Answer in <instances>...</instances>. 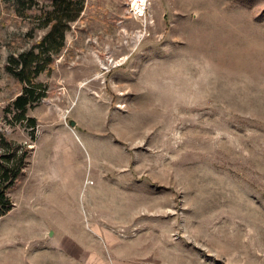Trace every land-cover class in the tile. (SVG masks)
<instances>
[{"label":"rangeland","instance_id":"obj_1","mask_svg":"<svg viewBox=\"0 0 264 264\" xmlns=\"http://www.w3.org/2000/svg\"><path fill=\"white\" fill-rule=\"evenodd\" d=\"M5 9L0 133L28 157L0 264H264V0H85L24 121L5 66L47 29ZM49 158L76 181L30 198Z\"/></svg>","mask_w":264,"mask_h":264},{"label":"trees","instance_id":"obj_2","mask_svg":"<svg viewBox=\"0 0 264 264\" xmlns=\"http://www.w3.org/2000/svg\"><path fill=\"white\" fill-rule=\"evenodd\" d=\"M85 0H50L49 8L40 6L37 0H0L5 4V11L11 15L26 18L27 13L36 10L37 21L46 28L45 34L28 49L10 57L11 65L5 69L20 85L21 92L11 103L16 118L24 121L27 108L44 96V90L36 82V78L51 70L53 59L64 48L65 32L68 23L74 22L82 12ZM34 128L35 121L27 119ZM19 146H13L0 133V217L5 216L12 209V202L8 197L18 179L24 175L28 151Z\"/></svg>","mask_w":264,"mask_h":264},{"label":"crops","instance_id":"obj_3","mask_svg":"<svg viewBox=\"0 0 264 264\" xmlns=\"http://www.w3.org/2000/svg\"><path fill=\"white\" fill-rule=\"evenodd\" d=\"M51 160L52 159L49 158L48 160H46L47 161L46 165H40V168L41 169L43 168L45 170L43 172V174L31 175L28 178V180H34V181H28L29 185H32V184L34 185V187L31 190V191H33V194H30L31 195L30 198L34 197V190H36L34 188H37V189H38V187L40 188L41 186H43L45 184V182L47 180H56V181H61V182H68V181L75 182L76 181V177H75L74 171H72V170H69V172L65 173V174H68V177H66V178H62L61 176H59L60 173H61V170H63L64 168L60 169V172L55 171L54 170V166H53V162ZM67 165L64 166V167H69V163H67ZM28 184L26 183V185H28ZM26 195H28V197L30 196L28 193L27 194L25 193V196ZM30 198H28V200Z\"/></svg>","mask_w":264,"mask_h":264},{"label":"water","instance_id":"obj_4","mask_svg":"<svg viewBox=\"0 0 264 264\" xmlns=\"http://www.w3.org/2000/svg\"><path fill=\"white\" fill-rule=\"evenodd\" d=\"M69 127H74V122L72 120H68ZM51 235V233H49Z\"/></svg>","mask_w":264,"mask_h":264},{"label":"bare ground","instance_id":"obj_5","mask_svg":"<svg viewBox=\"0 0 264 264\" xmlns=\"http://www.w3.org/2000/svg\"><path fill=\"white\" fill-rule=\"evenodd\" d=\"M137 2H138V0H137ZM138 10L140 11V10H141V8H140V7H138Z\"/></svg>","mask_w":264,"mask_h":264}]
</instances>
